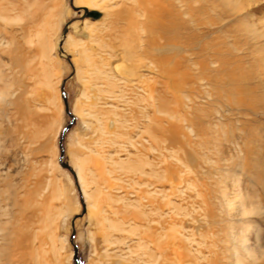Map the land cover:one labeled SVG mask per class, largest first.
<instances>
[{
    "label": "rangeland",
    "instance_id": "374dc122",
    "mask_svg": "<svg viewBox=\"0 0 264 264\" xmlns=\"http://www.w3.org/2000/svg\"><path fill=\"white\" fill-rule=\"evenodd\" d=\"M166 1L173 14L160 22L159 36L171 45L172 62L178 54V76L185 81L188 74L190 89L178 91V99L158 82L176 118L158 117L181 128L180 143L166 142L162 155L141 147L132 111L138 77L156 76L148 56L139 55L153 50L135 52L110 37L120 26L116 14L129 3L0 0V91L6 92L0 95V212L8 207L9 213L0 219V264H146L137 242L147 224L164 234L172 224L178 245L172 256L183 252L184 264H264V0ZM83 7L99 9L102 18L82 19ZM69 21L63 49L71 62L60 54ZM65 79L75 122L66 111ZM141 96L139 104L147 105L150 98ZM62 153L76 176L61 166ZM147 160L159 171L180 172L182 193L170 205L162 196L156 201L165 222L158 213L149 214L150 223L140 216L143 204L152 208L149 194L156 189L144 184L157 180L148 176ZM15 191L20 204L32 191L44 213L40 204L27 211L12 206L6 200ZM22 213L31 218L25 228L31 238L18 249L3 234L13 236L26 223Z\"/></svg>",
    "mask_w": 264,
    "mask_h": 264
},
{
    "label": "bare ground",
    "instance_id": "6f19581e",
    "mask_svg": "<svg viewBox=\"0 0 264 264\" xmlns=\"http://www.w3.org/2000/svg\"><path fill=\"white\" fill-rule=\"evenodd\" d=\"M124 1H125L124 4L129 3L130 5L125 6L126 8H124V10H122L116 14L117 19L120 21V26L119 27L114 26L115 31H114L113 35H111L110 37H112L113 41H115L116 38H119L121 43H123L124 45H126L128 47L133 48L135 52H137V50L140 52H142V50H144L145 52H148V50H150V49H148L147 47H149V48H151V50H153V51H151L152 53H149V54L148 53L147 54L141 53L139 55L143 58L144 61L146 60L145 57L148 56V59H150L149 67H151V69H153L152 72L155 73L156 76H154V79L146 77V74H143L142 76L138 77V78L141 77V81H140L139 85L136 84L131 89V92H133V94H136L137 96H139V98H137V101H136L137 107L135 109H133L132 111L134 114H137V118L139 120V123L136 122L137 125H135V127H137V129H140L138 137L140 139L139 143L141 144V147L144 148L145 150H152V151L156 150L157 152L160 151V153L163 155L164 154L163 149L164 148L168 149V147H164L163 144H165L166 142H170L176 146L178 143H180L179 139H178V135L181 132L180 131L181 128H180V126H178L179 124H177L174 121L171 122L169 125H165L163 123V121L158 117V112H160V113L167 112V111H169L168 108L170 107L169 106L170 103L163 100L162 95L158 91V82H160V79L163 80L167 86V89H169V88L172 89L173 97L178 98V99H181V97H182L180 95L177 96V94H179V93H177L178 91L183 90L184 92H186V91L188 92V90L190 89V85L187 86L188 83L185 82L186 79L188 78V74L184 73V75H183L184 76L183 78H185V81H183L178 76L179 61L176 60V56L178 54L175 55V58H174L175 60H173V62H172L173 57H171V55H170V51L172 49L171 45L166 46V44H163V42L161 41V38L159 36L160 30L162 31L165 28L163 25L160 24V22L167 19L170 11L172 14H173V12H172L171 7H169L170 3L168 4L166 0H124ZM78 3L80 4V1ZM74 8L78 9L77 7H74ZM84 8L85 7L81 8V9L84 10ZM88 9H92V8H88ZM93 9L100 11L99 9H96V8H93ZM79 11H80V9H79ZM102 15H103V13H102ZM86 18H90V17H86ZM101 18H102V16L98 19H93V18H90V19L97 21ZM174 18H172L173 21H174ZM82 19H85V18H82ZM169 31L171 32V29ZM68 32L66 33V35L68 34ZM63 35H64V33H63ZM66 35L63 36V39L61 41L62 49H63V44L65 42L64 40L66 38ZM169 35H170V33H169ZM170 36H172V35H170ZM70 39H72V37H70ZM115 43L116 42H109L110 47H113L114 49H116L117 47H115ZM175 46L173 49H175ZM156 51H158L160 53L154 54V52H156ZM168 52H169V54H168ZM60 54L63 57H67L65 52H64V49L62 52L60 51ZM199 78H200V80L202 79L201 77H199ZM1 79H2V77H1ZM189 82H190V79H189ZM114 86L117 87L116 84ZM0 95L4 96V95H6V92L1 90ZM141 95H143V96L146 95L151 99V100L147 99L148 100L147 105L139 104L141 102L142 98H144ZM167 113L169 114L170 117L176 118L175 117L176 115H174L173 113H171V112H167ZM191 121H193V120L191 119ZM130 140L134 143V141L132 139H130ZM146 165L152 166V173H151V175H148V176H153L154 179H157L156 182H153L150 184H148L147 182L144 183L148 187L149 186L153 187L155 185V187H156L155 192L149 194L150 200L152 199V201H155V202L148 200V202L150 203L149 205L152 207L151 209H149L147 207L148 205L145 206L143 204L142 210L144 212L142 210H139V211H142L140 216H142L143 219L148 221L149 216H150L149 214L158 213V215H160V217H162V219L164 221V219H165L164 218V215H165L164 209L163 210L158 209V207H160V205L156 206V203H157L156 201H158L157 199L159 196L160 197L162 196L161 201L164 204L170 205V204H172V202H174L171 198L178 195L177 193H179V192H180V194L182 193L179 190L180 185L176 182V180L180 176V172L174 166H167L164 172L159 171L157 169V167L152 162H150L148 160L146 162ZM61 166L64 167L62 164H61ZM77 167L79 170V175L81 176V180H82V182H84L85 179H84V175H83V170L78 163H77ZM73 170L75 172L74 168H73ZM75 174H76V172H75ZM144 174L147 175L146 173H144ZM156 183L158 184V186H159V184L162 186L168 185L169 189H166V188L165 189H160V188L158 189L156 186ZM145 190L147 191V189H145ZM14 193H15V195L12 198H9V200H6V201H11V202L13 201L12 206L13 205L14 206L19 205V206H21L20 208H22V210H25L24 207H26L27 208L26 211H27L29 208L32 207V205L36 204L39 206V204H40V208H42V211L44 213V210H45L43 208L44 201H43V203H42V201L38 202V199H37L35 202V199L33 196L34 193L32 191H28L26 193L25 197L23 196V199H24L23 204H20V202H19L20 201L19 200L20 199L19 198L20 197L19 191H15ZM1 194L3 195L4 192H0V197H1ZM8 196H10V194ZM38 196H41V193H38ZM2 198H3V196H2ZM179 198H181V197H179ZM2 203H3V200H2ZM175 203H177V202H175ZM9 204H11V203L8 202L7 206ZM3 209L4 208L2 207L1 208L2 212H0V219L3 215H7V214L9 215L8 207L5 208L4 210ZM175 211H177V210H175ZM169 216L170 215H168V218H169ZM20 217H21V219H26V223L25 222H24V224L22 223V226L19 228V230H16L17 232L15 234H13V236H11L10 235L11 233H9V232L3 234V235H5L6 239H8V238L12 239L14 244L16 245V247L18 249L24 248L25 247L24 244L27 243L28 241H30V238H31L30 232L31 231H29L27 229H26L27 230L26 231L25 228H26V225H27V227L32 226V223L30 222L31 218L25 217L24 213H22V215ZM174 218H175V216H174ZM150 220L148 221L149 223H150ZM45 221H47V219L42 217L40 222L44 225ZM10 222H11V220H9L6 224H8ZM171 222L168 224H171ZM42 224H41V226H43ZM165 225H166V223H165ZM165 227L166 226H164L163 229ZM122 228L123 227H121L118 224L113 225L114 230H122ZM168 229L166 230V231H168L166 234H164L163 231H161V233H163L165 235L164 236L165 238H162L160 231L158 232L159 229L157 227L153 228L151 226V224L146 225V229H144L145 231L143 234H141L142 233L141 231H140L141 233L138 234L139 240L137 243L141 249H144L143 250L144 256L142 259L145 261L146 264H184V262L182 260L183 254H184L183 252L179 254L180 256L178 255L179 257H177V256L173 257L172 256L173 252L176 253L178 251L177 250L178 248H176V247H178V245L176 246V243L172 241L173 238H175V237H173V235L175 234L174 231H176V230L172 227V224L169 225ZM0 230L3 233L5 231V228L2 224H0ZM42 233H43V231H42ZM169 233H170V235H169ZM35 236L38 237L37 234H35ZM175 236H176V234H175ZM178 259H181V260L179 261Z\"/></svg>",
    "mask_w": 264,
    "mask_h": 264
},
{
    "label": "water",
    "instance_id": "95a60500",
    "mask_svg": "<svg viewBox=\"0 0 264 264\" xmlns=\"http://www.w3.org/2000/svg\"><path fill=\"white\" fill-rule=\"evenodd\" d=\"M84 11H85V12H84L82 18L90 17V18H93V19H98V18H100V17L102 16V13H101L100 11H98V10H95V9L90 10V9H88L87 7H85V8H84ZM72 21H73V20H72ZM70 23H71V21H69V22L65 25V27H64V31H63V32H64V36H65L66 33L69 31V25H70ZM60 51H61V52L63 51V49H62V43L60 44ZM66 58H67V60H68L69 62H71L70 57L67 56ZM74 74H75V70L73 69V72H72V74L70 75V77H72ZM67 80H68V79H65V80L63 81V84H62V92H63L64 100H65V103H66V111H67L68 114L71 115V117L73 118V121L75 122V121H76V117L71 113V111H70V107H69V102H68V97L65 95V93H66V90H65V84H66ZM71 126H72V123H71L70 125H68V126L65 128L64 133H65L67 130H69ZM63 141H64V135L62 136V138H61V140H60V145H61V147H63ZM63 157H64V153H62V155H61V157H60V162H61V164H62L64 167L70 169V171H72V173L76 176V174H75L73 168L70 166V164H69L68 162H64ZM76 252H77V250H76ZM77 257H78V256H77V254H76V258H77ZM77 264H80V262H79L78 260H77Z\"/></svg>",
    "mask_w": 264,
    "mask_h": 264
}]
</instances>
